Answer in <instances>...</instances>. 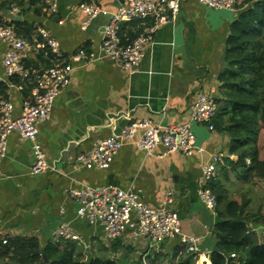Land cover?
<instances>
[{
    "label": "crops",
    "instance_id": "1",
    "mask_svg": "<svg viewBox=\"0 0 264 264\" xmlns=\"http://www.w3.org/2000/svg\"><path fill=\"white\" fill-rule=\"evenodd\" d=\"M50 1L56 3L55 13H49L48 0L40 12L12 3L9 9L0 10V20L13 21L19 15L16 21L32 25L30 36L43 27L58 41L62 53L83 48L92 52L93 58L74 63L69 84L54 99L49 118L38 124L37 141L50 165L48 170L30 174V142L16 131L9 134L0 162V237L34 236L44 245L52 241L51 233L61 222H69L86 255L87 249L94 251L98 242H104L102 229L76 216L78 202L68 195L69 190L112 184L139 191L151 207H161L163 195L171 191L173 203L168 208L178 213L182 231L199 239L203 254H196L195 264L203 259V264H210L213 227L219 218L215 208L205 207L197 197L199 163L210 154L221 155L218 167L225 164V157L235 159L228 152L226 133L193 123L196 144L203 152L194 151L190 156L163 154L160 145L149 154L127 142L104 169L80 167L74 158L89 150L95 139L111 133L108 123L113 118L118 117L117 127L143 118L160 125L179 124L189 119L190 107L200 93L213 91L219 97L223 51L231 23L246 6L244 0H239L234 10L209 8L197 0L182 1L176 17L157 28L139 64L130 70L102 57L99 49L103 26L118 1L90 0L107 14H98L85 26L79 8L85 0ZM13 7L17 12L11 14ZM3 51L4 45H0V60ZM27 61L34 68L47 64L33 52ZM5 78L0 61V80ZM24 89L8 88L13 117L19 115L29 86ZM177 242V238L166 239L158 250L170 251ZM137 243L146 246L145 241Z\"/></svg>",
    "mask_w": 264,
    "mask_h": 264
},
{
    "label": "built area",
    "instance_id": "2",
    "mask_svg": "<svg viewBox=\"0 0 264 264\" xmlns=\"http://www.w3.org/2000/svg\"><path fill=\"white\" fill-rule=\"evenodd\" d=\"M116 10L111 13L108 22L103 26L99 49L104 58L109 59L123 69L135 68L141 59L145 47L152 41L157 28L166 21L173 20L184 0H116ZM209 8L234 10L239 0H197ZM49 13L56 12V3L48 0ZM85 18L83 26L98 14H107L90 0L79 5ZM17 8L10 10L11 14ZM135 22L138 30L136 36L123 43L120 32L124 24ZM61 23V21H59ZM0 45H4L1 65L8 87L29 92L21 103L20 113L12 116L13 104L7 97H0V162L5 157L8 136L16 131L19 136L30 142L32 162L30 174H40L50 168L45 153L37 141L38 124L50 116L53 101L60 91L69 84L74 63L87 62L93 53L83 48L73 53L61 52L58 41L43 27H37L30 37L19 34L13 25L0 20ZM36 53L47 60L41 68L25 65L29 53ZM17 78V82L9 78ZM217 109L216 96L213 91L200 93L190 107L189 119L183 123L160 125L148 118L130 120L118 126L113 118L108 123L111 133L94 140L92 147L75 156V162L87 169H104L109 167L113 157L127 142L135 144L147 153H153L156 146L163 148V154L180 153L190 156L194 151L203 152L197 146L193 123L204 124L214 130L212 120ZM127 117V116H126ZM220 154H210L200 161L197 197L209 209L216 206L215 194L209 183L216 177ZM78 206L76 216L90 224H99L104 243L115 239H127L129 244L145 241L146 247L158 250L162 242L177 238L178 245L187 253L203 254L199 239L184 233L178 213L168 205L173 203L171 191L162 197L161 207L148 206L141 198L139 191L123 189L116 185L84 186L78 190H69ZM52 241H75L81 238L75 233L69 222H61L51 233ZM6 240L3 239V242ZM85 243V242H82ZM86 244V243H85ZM139 245V244H138ZM141 245V244H140ZM86 246V245H85ZM233 255V254H232Z\"/></svg>",
    "mask_w": 264,
    "mask_h": 264
},
{
    "label": "trees",
    "instance_id": "3",
    "mask_svg": "<svg viewBox=\"0 0 264 264\" xmlns=\"http://www.w3.org/2000/svg\"><path fill=\"white\" fill-rule=\"evenodd\" d=\"M45 2L2 0L0 10L15 3L40 12ZM244 3L246 6L229 28L222 57L224 68L218 75L221 84L217 109L212 120L216 130L228 135V152L235 159L225 157V164L218 167L216 177L209 183L219 218L213 227L215 245L208 255L210 264H264V229L259 234L255 231L264 226V0H244ZM7 23L27 37L33 28L19 21ZM128 24L132 26L126 29ZM137 32L135 22L126 23L121 28V40L128 42ZM23 62L29 65L26 59ZM8 88L0 80V97H7ZM232 180L246 182L248 188L259 191L258 203L250 206L251 198L244 196L229 198L226 182ZM100 247L103 253L87 249L84 255L75 241H47L41 245L34 236H5L0 237V264H195L198 258L185 252L178 243L170 251L149 249L139 253L121 239ZM202 261L205 260L197 264H203Z\"/></svg>",
    "mask_w": 264,
    "mask_h": 264
},
{
    "label": "rangeland",
    "instance_id": "4",
    "mask_svg": "<svg viewBox=\"0 0 264 264\" xmlns=\"http://www.w3.org/2000/svg\"><path fill=\"white\" fill-rule=\"evenodd\" d=\"M230 176L232 177V179L235 178V177H233L232 173H230ZM226 186H227V189H229V198L233 197L235 199H240V198H242L241 196H244L245 198L249 197V198H251V202H249L250 206L254 205L255 203H258V201H259L260 192L257 190L255 191L250 186L248 188L247 187L248 184L246 182H240L238 180H236V181L232 180V181H227ZM246 189L251 191V193L247 192ZM243 193H245V194H243ZM122 241L124 243H129L128 240H126V239H123ZM102 244H104V242H98L97 243V245L95 246L96 252H102L103 253V250L100 247V246H102ZM105 244L109 245V243H105ZM132 246L134 247V249L137 253L142 252L143 249L144 250L148 249L146 246H140V245H132ZM105 253H107V252H105Z\"/></svg>",
    "mask_w": 264,
    "mask_h": 264
},
{
    "label": "water",
    "instance_id": "5",
    "mask_svg": "<svg viewBox=\"0 0 264 264\" xmlns=\"http://www.w3.org/2000/svg\"><path fill=\"white\" fill-rule=\"evenodd\" d=\"M18 17H19V15H17V17H14L12 20H13V21H16V20L19 19ZM263 229H264V226H262V227H257V228L255 229V231L259 234ZM43 259H44V262H47V258H46L45 255H43Z\"/></svg>",
    "mask_w": 264,
    "mask_h": 264
}]
</instances>
